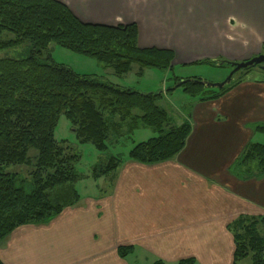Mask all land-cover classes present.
<instances>
[{
  "label": "crops",
  "instance_id": "obj_1",
  "mask_svg": "<svg viewBox=\"0 0 264 264\" xmlns=\"http://www.w3.org/2000/svg\"><path fill=\"white\" fill-rule=\"evenodd\" d=\"M57 1L85 24H136L139 47L171 51L172 69L264 54V0ZM189 107L183 118L191 133L174 159L145 165L127 153L109 189L80 195L46 224L15 229L0 243V260L234 264L229 226L241 216L264 217V171L257 161L240 162L264 135L257 130L264 126V79L244 77L219 98H196ZM120 247L133 251L121 258Z\"/></svg>",
  "mask_w": 264,
  "mask_h": 264
},
{
  "label": "trees",
  "instance_id": "obj_2",
  "mask_svg": "<svg viewBox=\"0 0 264 264\" xmlns=\"http://www.w3.org/2000/svg\"><path fill=\"white\" fill-rule=\"evenodd\" d=\"M27 42L33 45L30 54L11 55ZM51 43L96 60L118 77L136 65L140 76L145 69L171 71L174 59L171 51L141 49L136 24H85L57 0H0V243L15 229L46 224L80 201V155L54 135L61 115L70 120L81 144H91L101 153L141 127L156 131V137L137 143L127 155L145 165L174 159L191 133L189 121L177 124L158 104L163 92L145 94L77 74L44 56ZM203 63L230 65L224 60ZM242 79L218 91L201 85L200 79L186 80L181 87L192 97L216 99ZM257 130L264 133V126ZM123 161L125 156H106L94 167V179L114 174ZM250 161H257L264 171V145L246 149L240 162ZM21 168L27 171H16ZM229 231L234 236V264L247 258L264 264V217L241 216ZM132 251L118 249L121 258Z\"/></svg>",
  "mask_w": 264,
  "mask_h": 264
},
{
  "label": "rangeland",
  "instance_id": "obj_3",
  "mask_svg": "<svg viewBox=\"0 0 264 264\" xmlns=\"http://www.w3.org/2000/svg\"><path fill=\"white\" fill-rule=\"evenodd\" d=\"M32 49L33 45L27 42L10 53L13 57H24L30 54ZM44 56L51 57L55 63L66 66L77 74L87 75L100 81L116 84L121 88L133 89L145 94L163 92V98L158 104L168 111L177 124L185 120L183 117L187 115L190 103L198 97H192L184 91L183 87L168 91L175 87L176 78L183 77L182 80L200 79L211 84H218L225 81L233 70L228 64H225L223 67L202 64L187 68L179 66L173 68L171 71H162L155 68L145 69L140 76L139 66L136 65L131 73L118 77L114 75L111 69L105 68L96 60L68 51L56 43L50 44L48 50L44 51ZM193 76L201 78H191ZM241 77L263 80L264 70L257 66L245 72H238L234 76V80H239ZM210 89L218 91L216 88ZM150 134L154 136H150ZM54 135L57 142H64L74 153L77 152L80 155V159L76 165L80 174V179L76 182V189L84 197L103 194L111 185V175L98 179H94L93 177L94 167L101 160L106 156H124L138 141L156 137L157 132L150 128L141 127L130 135L125 134L117 138L114 140L116 143L111 144L106 152L101 153L91 144H81L76 137V133L73 131L70 120L65 115H61ZM254 141L264 144V135H257ZM250 163L253 164L254 161ZM16 171H23L25 173L27 169L21 168ZM242 264H252L251 258H247Z\"/></svg>",
  "mask_w": 264,
  "mask_h": 264
},
{
  "label": "water",
  "instance_id": "obj_4",
  "mask_svg": "<svg viewBox=\"0 0 264 264\" xmlns=\"http://www.w3.org/2000/svg\"><path fill=\"white\" fill-rule=\"evenodd\" d=\"M222 64L223 63H221V65ZM230 66L233 68V70L230 73V75L227 77V79L225 81H223L222 83L211 84L208 82H204L202 80H197V82H199L201 85H203L207 88L223 89L226 86H228L229 84H231V82L233 81L234 75L238 72H242L244 70H250V69L257 67V66L261 67L264 70V54L256 56V57L252 58L251 60H248L245 62L231 63ZM186 82H187L186 80H184L182 82H178L173 89L175 90V89L181 87ZM192 82H194V80H192Z\"/></svg>",
  "mask_w": 264,
  "mask_h": 264
}]
</instances>
